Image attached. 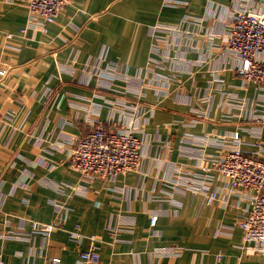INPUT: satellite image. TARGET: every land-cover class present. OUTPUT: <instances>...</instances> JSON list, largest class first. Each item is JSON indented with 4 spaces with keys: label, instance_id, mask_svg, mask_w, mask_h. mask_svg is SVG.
I'll return each instance as SVG.
<instances>
[{
    "label": "crops",
    "instance_id": "0c3cea01",
    "mask_svg": "<svg viewBox=\"0 0 264 264\" xmlns=\"http://www.w3.org/2000/svg\"><path fill=\"white\" fill-rule=\"evenodd\" d=\"M3 1L0 68L7 69L8 75L0 78V113L8 123H0V264H46L51 256L60 258L61 264H79L78 246L65 231H55L48 240L33 232V222L55 219L54 203L71 208L63 230L80 226L85 236L83 249L94 237L101 264H264V254H247L241 249L243 232L237 221L247 205L240 200L233 206L240 192L230 193L221 177L217 176L216 186L220 198L228 201L226 205L216 201L204 206L201 196L171 188L159 196L175 204L147 198L155 178L167 175L166 163H155L157 152L171 147L173 162L192 165L193 160L181 155L187 134L250 127L239 117L225 120L216 111L218 96L210 117L191 123L188 119L195 118L191 106L173 97H159L156 87L147 84H156L169 74L157 70L152 79L147 73L154 57L151 26L179 25L186 14L203 16L209 1L231 6L234 0H166L187 7L167 6L165 0H73L45 32L31 29L25 34H21L28 15L24 0ZM102 53L106 56L103 69L110 62L117 63L134 77L133 83L119 79L105 89L101 76L85 74L89 59L104 58ZM208 69L205 64L195 67L191 75L184 72L183 89L192 91L198 85L204 90ZM221 77L228 91L251 99L261 93L254 85L239 88L241 81L232 71H221ZM140 78L147 87L135 99ZM176 88L179 82L173 83L171 90ZM141 107L147 110L142 117ZM95 118L103 123H141L139 135L150 137L153 143L151 156L143 164L146 176L131 172L114 180L89 182L65 165L70 135L87 134ZM254 125L261 127L259 138L241 132L249 150L255 149L250 147L253 143L264 144V126ZM207 152L214 149L207 148ZM41 159L53 167L39 165ZM73 187H85L86 194L76 193ZM160 207L167 213L160 216L153 235L149 214ZM119 215L133 223L120 224ZM111 217L120 230L116 238L106 227ZM167 247L183 248V253L180 257L151 258L153 251Z\"/></svg>",
    "mask_w": 264,
    "mask_h": 264
},
{
    "label": "built area",
    "instance_id": "2783aa9c",
    "mask_svg": "<svg viewBox=\"0 0 264 264\" xmlns=\"http://www.w3.org/2000/svg\"><path fill=\"white\" fill-rule=\"evenodd\" d=\"M4 0L3 3H11ZM28 15L21 34L31 29L47 30V25L56 21L61 11L72 5L73 0H24ZM165 5L187 7L186 3L164 1ZM151 36L154 40L150 64L147 73L154 79L157 70H167V77L159 78L157 83H147L159 97H173L176 102L191 106V113L195 118L188 119L193 123L206 120L213 110L215 97H219L216 111L231 121L235 117L242 119L245 125L230 132H206L201 135L187 134L183 140L181 155L194 161L190 164L175 163L171 160V147L157 152L153 157L155 163L165 162L166 176L155 178L154 187L148 192V200L163 201L159 196L166 193V188L181 193L189 192L193 196H201V204L211 206L219 201L226 205L225 197L219 196V187L216 186L217 176L223 179L224 185L230 193L235 194L233 206L237 207L240 200L246 202L242 217L237 221L243 232L241 249L247 254H264V144L261 142L250 145L254 150L246 148L249 145L242 136L247 131L253 137H260L261 127L264 126V0H234L231 6L219 5L209 1L208 11L201 17L186 14L179 25L158 24L151 26ZM103 54V53H102ZM189 54L197 57L191 59ZM105 56V54H103ZM106 61L103 58H91L87 62L84 73L101 76L102 87L110 89L115 80H125L133 83L134 77L122 70V66L110 62L103 69ZM209 64L208 86L202 90L195 85L192 91L183 89L182 77L184 72L194 73L198 65ZM232 71L241 84L239 88L248 89L256 86L261 93L256 97L248 98L226 89L221 71ZM8 75L7 69L0 68V78ZM159 75V74H157ZM206 75H204L205 77ZM134 91L135 98L139 99L143 89L147 86L144 80ZM82 83V81H79ZM179 82V88L171 90L173 83ZM52 93L48 94L51 97ZM133 106V105H127ZM147 110L140 108L139 116H145ZM140 120V118H136ZM0 113V123L6 122ZM91 130L83 135H70V147L67 151L65 165L71 170L80 173L82 179L93 182L98 178L114 180L118 175L137 172L146 176L143 169L145 160L150 158V148L153 145L148 136H140L141 123L135 121L123 125L115 120L100 122L98 118L89 123ZM207 148L214 149L213 153ZM39 165L52 168L53 165L41 159ZM76 193L86 194L85 187H73ZM155 193L154 195H151ZM55 219L50 223L33 222V232L43 239L51 238L55 231H65L68 239L78 246L79 264H101L99 247L90 237L91 243L87 248L81 247L85 236L80 226L72 230H63L68 220L71 208L61 203H54ZM175 212H178L176 210ZM167 213L166 209L159 208L149 214V224L152 234L156 233V226L160 216ZM119 215L120 224L133 223L130 218ZM121 217V218H120ZM107 230L114 238L119 235V229L113 225V217L109 219ZM226 232L231 234L229 228ZM222 230V229H220ZM232 231V230H231ZM219 235V231L215 232ZM183 248H159L151 253V258L169 256L180 257ZM220 255H218L219 257ZM46 264H61V259L51 256Z\"/></svg>",
    "mask_w": 264,
    "mask_h": 264
},
{
    "label": "rangeland",
    "instance_id": "374dc122",
    "mask_svg": "<svg viewBox=\"0 0 264 264\" xmlns=\"http://www.w3.org/2000/svg\"><path fill=\"white\" fill-rule=\"evenodd\" d=\"M136 99V98H135Z\"/></svg>",
    "mask_w": 264,
    "mask_h": 264
}]
</instances>
